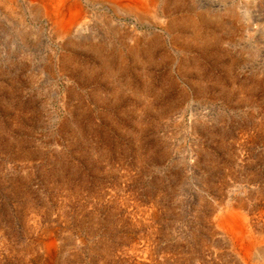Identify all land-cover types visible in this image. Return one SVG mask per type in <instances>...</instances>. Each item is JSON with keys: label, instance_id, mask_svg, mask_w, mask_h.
Segmentation results:
<instances>
[{"label": "rangeland", "instance_id": "rangeland-1", "mask_svg": "<svg viewBox=\"0 0 264 264\" xmlns=\"http://www.w3.org/2000/svg\"><path fill=\"white\" fill-rule=\"evenodd\" d=\"M156 1L136 8L162 22L95 24L85 42L0 22V264H253L264 0H222L236 14L214 19ZM227 210L252 240L222 232Z\"/></svg>", "mask_w": 264, "mask_h": 264}, {"label": "bare ground", "instance_id": "bare-ground-1", "mask_svg": "<svg viewBox=\"0 0 264 264\" xmlns=\"http://www.w3.org/2000/svg\"><path fill=\"white\" fill-rule=\"evenodd\" d=\"M85 2L96 6L116 7V11L110 13L114 19L105 17L107 13H96L93 10L84 9L78 0H0V22L4 24L5 28L18 34V37L24 36L27 33L26 29L29 28L28 21L32 24L44 22L49 27L48 32L50 36L56 42L59 41L61 43L89 41L90 37L95 35L93 31L99 28L95 24L105 25L106 23H110L112 25L114 22L122 23V19L127 16L133 17L137 22H162L157 16V12L136 8L141 5L146 6V4H149L152 8L156 7L159 4L156 0H85ZM83 5L85 6V4ZM126 7L130 8V10H126ZM202 7L204 8V10L202 9L204 13L214 15L213 19L215 15H220L221 12H225L230 17H234L236 14L233 11L234 9L232 10L229 7L224 9L225 3L222 0H202ZM207 21L213 20L207 19ZM165 28H163L165 31H169L170 29ZM244 215L239 212L232 214L227 210L221 218L222 232L226 234L230 233L229 239L233 245L235 244L238 247L240 246V239H243L247 233H250L248 232L250 230L248 228V218ZM246 238H250V235ZM242 243L244 244V242ZM248 245V249L244 253V262L252 261L253 264H264V254H262L264 242L254 243L253 246L251 243ZM233 249L235 251L234 247Z\"/></svg>", "mask_w": 264, "mask_h": 264}, {"label": "crops", "instance_id": "crops-1", "mask_svg": "<svg viewBox=\"0 0 264 264\" xmlns=\"http://www.w3.org/2000/svg\"><path fill=\"white\" fill-rule=\"evenodd\" d=\"M78 1L80 2L79 4H80L82 7H84L83 4H85V6L88 4V3L85 2V0H84V1H83V0H82V1H81V0H78ZM91 5H92V4H91ZM95 6H96V5H95ZM98 7L109 8V7H106V6H98ZM85 8H86V7H85ZM85 8H84V9H85ZM86 10H89V9H86ZM89 11H91V10H89ZM94 12L99 13V12H102V11H96V10H95ZM102 13L110 14V13H112V11H103Z\"/></svg>", "mask_w": 264, "mask_h": 264}]
</instances>
